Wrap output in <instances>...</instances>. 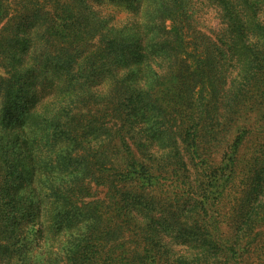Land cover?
Instances as JSON below:
<instances>
[{
    "label": "rangeland",
    "instance_id": "1",
    "mask_svg": "<svg viewBox=\"0 0 264 264\" xmlns=\"http://www.w3.org/2000/svg\"><path fill=\"white\" fill-rule=\"evenodd\" d=\"M0 264H264V0H0Z\"/></svg>",
    "mask_w": 264,
    "mask_h": 264
},
{
    "label": "trees",
    "instance_id": "2",
    "mask_svg": "<svg viewBox=\"0 0 264 264\" xmlns=\"http://www.w3.org/2000/svg\"><path fill=\"white\" fill-rule=\"evenodd\" d=\"M221 59L222 58H219L218 59V62H220L221 61ZM223 65H224V63H223ZM262 179V178H261ZM256 186H258L257 188H256ZM261 187V185H255L253 188H256L255 189V191L256 190H258L259 188ZM248 188H249V192L251 191L250 190V184H249V186L248 185H246V187H245V192L248 190ZM247 211V210H246ZM144 229H146V230H148V232H151V230H152V227H151V223L150 222H148L146 225H145V227H144ZM152 235V237H154V238H158V235H157V233H155V232H153V234H151Z\"/></svg>",
    "mask_w": 264,
    "mask_h": 264
}]
</instances>
